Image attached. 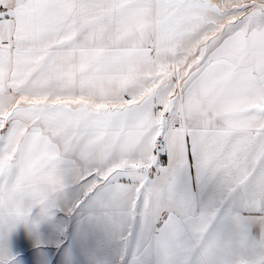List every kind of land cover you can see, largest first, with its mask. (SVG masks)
Returning <instances> with one entry per match:
<instances>
[{
  "label": "crops",
  "instance_id": "obj_1",
  "mask_svg": "<svg viewBox=\"0 0 264 264\" xmlns=\"http://www.w3.org/2000/svg\"><path fill=\"white\" fill-rule=\"evenodd\" d=\"M230 1L0 0V178L63 174L81 191L124 171L138 186L124 215L82 211L20 250L64 244L61 264H264V12L243 26ZM157 115L189 165L162 210L141 194L167 158L146 167ZM133 214L163 220L142 248L127 244Z\"/></svg>",
  "mask_w": 264,
  "mask_h": 264
},
{
  "label": "rangeland",
  "instance_id": "obj_2",
  "mask_svg": "<svg viewBox=\"0 0 264 264\" xmlns=\"http://www.w3.org/2000/svg\"><path fill=\"white\" fill-rule=\"evenodd\" d=\"M227 4L230 6V9H227V17H233V20H236L239 18L238 16H241L243 26L247 24L246 22H250L258 12H264V0H232ZM178 77V75L170 76L168 85L163 86L170 87L169 91L165 90L166 95L172 93V88ZM159 89L161 88L159 87ZM159 115H157L159 120L155 123V131L163 130L167 144L168 131L162 127ZM174 146V143H169L164 153V155L167 154L165 163L155 171L157 177L153 180L159 183L157 190L156 187L154 189L151 179H147L144 185L141 186L142 195L146 194L148 189L154 191L153 198L151 200L150 197V200L154 203V207L157 205L160 210L167 205H176L182 199L180 189L188 180L189 165L185 147L183 145L180 150H173ZM160 160H158V163ZM146 167L149 168L150 165H146ZM75 178L73 183L80 179L83 180L84 176H75ZM66 180L67 176H63V174L41 177L38 175L36 179L35 176L32 178L28 176L19 177L16 180L9 179L6 176L0 178V264H16L15 259L21 254L24 255L19 261L20 264L24 262L33 264V261L40 264H47L48 262L50 264H61L65 252L64 244L60 245L57 250L49 251L48 254L41 251H22L20 250L21 245L27 244L33 237L35 238L38 232L46 228L45 225H56L52 226L50 233L54 234L57 231L62 234L64 232L63 227L71 225L82 211H98L100 209L118 211L120 207H123L121 211L124 215L128 207L134 206L131 200L135 197L133 196V190H136L138 186H135L137 180L131 177V173L118 171L110 177V180L98 188L93 186L90 189L83 188L81 191L76 187L79 182H75L73 186L69 185V187ZM92 183L88 182L89 187ZM185 185L187 186L188 183ZM9 198L14 199V201L9 200ZM71 205L72 209L70 208ZM64 216H67V218ZM133 216L128 223L131 235L127 240V244L130 246L136 244V246L142 248L153 239L158 225L163 220L160 218L149 219L147 214L140 219H136L134 214ZM45 231L41 232V238H43ZM122 237L123 232L121 233ZM33 246V244H27L26 248ZM54 250L55 256L54 254L51 255ZM138 252L137 249L136 253Z\"/></svg>",
  "mask_w": 264,
  "mask_h": 264
},
{
  "label": "built area",
  "instance_id": "obj_3",
  "mask_svg": "<svg viewBox=\"0 0 264 264\" xmlns=\"http://www.w3.org/2000/svg\"><path fill=\"white\" fill-rule=\"evenodd\" d=\"M174 129H180V126L175 125ZM167 131V130H166ZM154 146L152 149V158H153V163L149 168H152L154 170L157 166V160L159 157L164 155L165 149H166V141H165V133L163 130H159L158 132L155 131V137H154Z\"/></svg>",
  "mask_w": 264,
  "mask_h": 264
}]
</instances>
